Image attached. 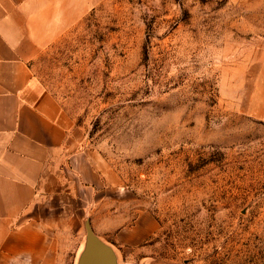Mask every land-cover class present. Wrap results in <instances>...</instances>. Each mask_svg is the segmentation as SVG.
<instances>
[{
  "label": "rangeland",
  "instance_id": "rangeland-1",
  "mask_svg": "<svg viewBox=\"0 0 264 264\" xmlns=\"http://www.w3.org/2000/svg\"><path fill=\"white\" fill-rule=\"evenodd\" d=\"M33 63L82 138L58 264L88 219L119 264H264V0H100Z\"/></svg>",
  "mask_w": 264,
  "mask_h": 264
},
{
  "label": "crops",
  "instance_id": "crops-1",
  "mask_svg": "<svg viewBox=\"0 0 264 264\" xmlns=\"http://www.w3.org/2000/svg\"><path fill=\"white\" fill-rule=\"evenodd\" d=\"M99 2L0 0V264H58L48 224L32 213L69 193L63 163L82 138L33 61Z\"/></svg>",
  "mask_w": 264,
  "mask_h": 264
},
{
  "label": "water",
  "instance_id": "water-1",
  "mask_svg": "<svg viewBox=\"0 0 264 264\" xmlns=\"http://www.w3.org/2000/svg\"><path fill=\"white\" fill-rule=\"evenodd\" d=\"M87 242L80 264H119L115 250L95 232L91 221H86Z\"/></svg>",
  "mask_w": 264,
  "mask_h": 264
}]
</instances>
